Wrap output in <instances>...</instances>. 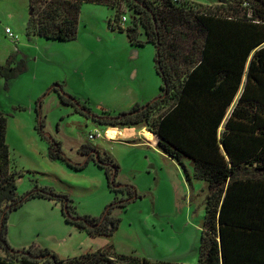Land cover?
<instances>
[{
  "label": "trees",
  "instance_id": "16d2710c",
  "mask_svg": "<svg viewBox=\"0 0 264 264\" xmlns=\"http://www.w3.org/2000/svg\"><path fill=\"white\" fill-rule=\"evenodd\" d=\"M86 2L116 9L110 26L126 32L132 45L156 46L162 93L147 103L100 116L66 93L64 103L79 105L108 129L147 128L157 136L149 140L156 138L159 150L181 163L191 161L193 176L207 184L197 264H264V0H217L215 11L202 10L191 0H30L28 33L77 38ZM127 11L130 22L124 26ZM13 60L0 64L7 88L24 67L23 60L16 65ZM37 128L49 140L52 159L81 169L95 159L91 152L96 151L95 162L106 170L112 191L131 196L130 189L112 178L119 165L109 152L102 157L97 147L83 144L89 146L82 148L83 155L90 157L75 163L63 154L59 140L46 136L41 123ZM18 178L11 167L7 116L0 109V264H188L119 253L113 244L69 258L46 247L13 248L7 240L10 211L33 196L69 201L47 186L19 194ZM126 204L125 198L116 197L100 217L70 218L91 236L112 237L120 218L111 216V209Z\"/></svg>",
  "mask_w": 264,
  "mask_h": 264
},
{
  "label": "rangeland",
  "instance_id": "374dc122",
  "mask_svg": "<svg viewBox=\"0 0 264 264\" xmlns=\"http://www.w3.org/2000/svg\"><path fill=\"white\" fill-rule=\"evenodd\" d=\"M191 1L202 10L215 11L219 6L217 0ZM125 14L128 19L123 25L127 26L130 12ZM115 16L111 6L86 2L77 38L48 39L28 33L30 0H0V64L10 57L14 65L24 61L9 88L0 77V109L7 116V144L12 171L19 177L18 192L47 186L69 198L67 203L44 196L26 200L8 213L7 240L15 249L46 247L62 258L97 250L100 242L108 241L107 246L113 244L119 253L197 264L207 184L193 176L191 161L181 163L146 143L143 135L148 140L155 137L147 128L135 138H109L107 127L83 113L79 105L62 100L66 93L100 116L161 95L156 46L132 45L126 32L110 26ZM7 27L15 38L6 32ZM40 123L46 136L60 141L63 154L72 162L86 161L82 148L89 146L83 144L97 147L102 157L109 152L119 165L112 178L130 189L131 196L127 191H112L106 170L95 162L96 151L91 152L95 159L81 169L67 160L52 159L49 140L37 128ZM97 132L102 135L89 137ZM116 197L125 198L127 204L111 209V216L120 218L112 237L91 236L70 218L100 217ZM1 254L6 255L3 250Z\"/></svg>",
  "mask_w": 264,
  "mask_h": 264
},
{
  "label": "crops",
  "instance_id": "0c3cea01",
  "mask_svg": "<svg viewBox=\"0 0 264 264\" xmlns=\"http://www.w3.org/2000/svg\"><path fill=\"white\" fill-rule=\"evenodd\" d=\"M104 127H105V126H104ZM105 129H106V128H105ZM107 130H109V129H107ZM107 130H106V132H107ZM116 130L119 132L118 137H119L120 135H122V136H125L126 138H130V137H131V138H135L136 136H139V134H142V135H143V133H144L145 131H147L146 128H142V129H140V130L138 131V129H136V128H134V127H124V128H118V127H116ZM106 132H105V133H106ZM101 135H102V134H101ZM106 135H107V133H106ZM155 136H156V135H155ZM109 138H110V137H109ZM143 138H144V140H145L146 143L150 142L152 145H154L157 136H156V138H155L153 141L148 140V138H145L144 135H143ZM88 159H89V155H88L86 161H88ZM86 161L82 160L80 163H83V162H86ZM187 174H188V177H190V172H189V171H187ZM106 242H107V243H106ZM107 244H108V241H102V242H100V244H99V248H100V247H101V248H104V247L107 246ZM116 251H117V250H116ZM117 252H118V251H117Z\"/></svg>",
  "mask_w": 264,
  "mask_h": 264
},
{
  "label": "built area",
  "instance_id": "2783aa9c",
  "mask_svg": "<svg viewBox=\"0 0 264 264\" xmlns=\"http://www.w3.org/2000/svg\"><path fill=\"white\" fill-rule=\"evenodd\" d=\"M126 21H127V17L124 15V16L122 17L121 22H122V24H124V22H126ZM6 32H7L12 38H15V36H14L12 30H11L9 27H7ZM95 136H101V133H100V132H97L96 135H92V134H90L89 137L92 138V137H95Z\"/></svg>",
  "mask_w": 264,
  "mask_h": 264
},
{
  "label": "bare ground",
  "instance_id": "6f19581e",
  "mask_svg": "<svg viewBox=\"0 0 264 264\" xmlns=\"http://www.w3.org/2000/svg\"><path fill=\"white\" fill-rule=\"evenodd\" d=\"M107 136L110 137V138H114V137H118L119 135V132L116 130V129H109L107 130Z\"/></svg>",
  "mask_w": 264,
  "mask_h": 264
},
{
  "label": "water",
  "instance_id": "95a60500",
  "mask_svg": "<svg viewBox=\"0 0 264 264\" xmlns=\"http://www.w3.org/2000/svg\"><path fill=\"white\" fill-rule=\"evenodd\" d=\"M97 153V152H96ZM97 159H98V154H97ZM113 177H115V176H113ZM67 205H65V212H66V214L68 213L67 212V207H66Z\"/></svg>",
  "mask_w": 264,
  "mask_h": 264
}]
</instances>
